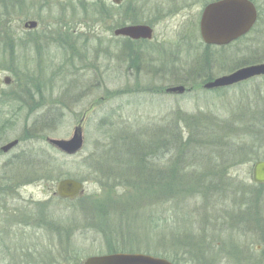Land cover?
<instances>
[{"label":"rangeland","instance_id":"1","mask_svg":"<svg viewBox=\"0 0 264 264\" xmlns=\"http://www.w3.org/2000/svg\"><path fill=\"white\" fill-rule=\"evenodd\" d=\"M123 1L0 0V264H82L111 250L168 256L179 264H264L258 227L227 219L229 212L240 214L242 198L222 192L200 202L184 190L199 172L222 181L225 169L199 167L210 150L195 155L181 174L179 153L165 149L155 162L147 148L135 146L137 138L165 140L176 116L244 118L239 100L264 85V75L242 81L243 88L204 85L264 63L258 53L264 36L255 38L264 27V0H251L258 11L252 29L225 45L207 44L199 26L204 8L218 0ZM30 21L37 25L25 26ZM137 24L153 25L152 37L143 38L148 41L115 37L114 28ZM76 29L87 39L84 50L77 44L79 53L61 43ZM44 33L53 43L39 55L35 41L48 38ZM178 85L186 91L166 92ZM76 127L84 136L77 153L48 141L70 139ZM14 140L18 144L3 150ZM134 146L139 158L130 153ZM254 163L230 165L223 176L235 179L237 190L250 187ZM169 166L171 177L154 176ZM65 178L83 182V192L59 196L57 183ZM256 212L264 218V204L247 214Z\"/></svg>","mask_w":264,"mask_h":264},{"label":"trees","instance_id":"2","mask_svg":"<svg viewBox=\"0 0 264 264\" xmlns=\"http://www.w3.org/2000/svg\"><path fill=\"white\" fill-rule=\"evenodd\" d=\"M260 9L261 8H259V10ZM262 11L263 10H260V17L263 14ZM261 25L262 24H260V26ZM260 26L258 28V32L255 31V38L257 40H259L258 38L260 37L263 39L264 36V27ZM258 53L264 55V48L260 49ZM253 57L254 56H252L250 59H252ZM250 63L253 62H246L243 65ZM13 73L17 75L16 71H13ZM261 77L264 78L263 76ZM20 83V86H22L23 82ZM246 83L247 82H241L229 88H218V90L231 89L235 87L243 88L246 87ZM250 88H252L256 92L251 93L249 96L245 97L246 101H243L241 99L239 100V102L242 103V105L239 106H241L242 111L244 110V118H242L238 114L233 113L232 120H224V122H217L212 120L210 122L204 117L198 115H193L191 118L176 116L171 121H169L168 126H166L165 128V132L167 133L165 140H162L163 138H161L160 140H151L152 136L150 138L144 137L146 140H144V138H137L135 146L138 147L140 145H143V147L147 148L150 154L152 152L151 155L149 154V156H146L147 159L149 161L152 160L155 162L161 161V159L164 157L162 156V154H166L164 152L165 149H167L171 154H173L174 152L179 153L181 157L177 155L176 160L179 161V164L177 165L180 169H178L177 171H179L181 174H185L187 168L189 166H193L192 162L195 155L205 154L204 149L207 151L210 150L209 152L212 155L205 157L202 156V161L199 162V167L208 166V164L210 163L212 167L220 168V172L225 169V172L220 175L222 181L214 182V180L208 179V176L204 172H199L198 174L193 175V183H191L192 185H187L190 186V189H184L185 192L191 190L192 193L195 194V197H197V200H200V202L207 199L211 201L216 196H221L222 192L223 195L228 193L230 196L232 194V198H235V196L237 199L242 198V200H240L242 203L240 214H238L237 212L234 213L233 211L231 213L229 212L227 215V219H229L230 221L232 220V222L238 224V226H246L248 224L258 227L256 229L258 230L259 235L262 234V236L258 238L259 242L264 243V230L262 225L264 220L262 216L263 214H258L256 212V215L254 214L256 217L248 216L247 214V211L251 207H260L262 204H264V183L252 182L250 187L242 186L241 190H237L236 180L230 178L225 179L223 176L228 174L230 165L235 166L243 161L256 162L258 160H264V85L258 84V86H253ZM14 94H17V92H14ZM255 118L258 119L257 122H255ZM255 126L257 127V130L253 129V127ZM237 127H240L242 131L238 130ZM227 128L230 130L227 131ZM238 141L240 142V146H236V144H238ZM223 145L225 147H223ZM135 146L133 147V149L131 148L132 151H130V153H134L139 158L140 153L134 151ZM144 152L145 154L147 153V151ZM161 152L162 154H160ZM211 160H214V162L211 163ZM171 167L169 166V169ZM174 171L175 170L172 167L171 170H168L165 173H163V171H160L158 174V171L157 173L153 171V174L154 176H158L162 180V178L171 177V175L175 173ZM179 178H181V182L185 181L183 176H180ZM245 208L247 209V211ZM112 251L114 250H111L110 253H112ZM169 260L173 261L176 264H179L178 261L174 258H171Z\"/></svg>","mask_w":264,"mask_h":264},{"label":"water","instance_id":"3","mask_svg":"<svg viewBox=\"0 0 264 264\" xmlns=\"http://www.w3.org/2000/svg\"><path fill=\"white\" fill-rule=\"evenodd\" d=\"M118 1V0H116ZM258 11L251 0H218L209 3L203 10L200 20V32L207 44L225 45L249 32L257 20ZM36 21L25 24L27 27H35ZM117 35L129 36L134 39L151 38L153 29L146 24L129 25L118 28ZM264 75V63L241 67L229 74L208 81L204 88L213 89L231 86L254 76ZM10 77H5L4 82L9 83ZM2 83L0 81V92ZM184 85L166 88L168 93H184ZM48 141L60 150L74 154L82 149L84 136L82 129L76 127L70 139H48ZM18 144L14 140L3 147L7 151ZM252 178L257 183H264V160H258L253 164ZM84 190L83 182L73 179H61L57 183L56 192L63 198H74ZM82 264H176L173 261L146 253L112 252L87 257Z\"/></svg>","mask_w":264,"mask_h":264},{"label":"flooded vegetation","instance_id":"4","mask_svg":"<svg viewBox=\"0 0 264 264\" xmlns=\"http://www.w3.org/2000/svg\"><path fill=\"white\" fill-rule=\"evenodd\" d=\"M93 1H96V0H93ZM131 1V0H129ZM124 1L123 0H113V3L116 5V6H120ZM105 4V2H103V5ZM102 5V6H103ZM100 8V7H99ZM150 27L153 28L154 30V27L153 25L151 24H148ZM119 28V26L117 27ZM117 28H114V34H115V37H119V38H124L125 40H127V42H129L130 44H135L137 42H143V41H148L147 39H143V38H139V39H134V38H131L129 36H124V35H117L115 33V31L117 30ZM73 32L70 31L69 34H64L63 36H61V43L65 45H68V48L71 49V52H78L79 53V50H78V46H83V50H84V42H86V38H85V35H84V32H78L77 29L76 30H72ZM60 34V33H59ZM63 33H61L62 35ZM49 35L48 33H44V36H48V38H45V40H41V37L40 38H37V40L35 41V44L37 45V52L39 53V55L42 53V50L46 47V45L50 44V43H53L52 41L48 40L50 39L49 38ZM55 40V39H53ZM55 41H59L60 40H55ZM69 41V42H68ZM84 41V42H83ZM67 42V44H66ZM80 43V44H78ZM78 44V46H77ZM67 48V47H66ZM133 51V50H132ZM70 57H72V55H70ZM38 93H42V89H40L39 91V88L36 89Z\"/></svg>","mask_w":264,"mask_h":264}]
</instances>
